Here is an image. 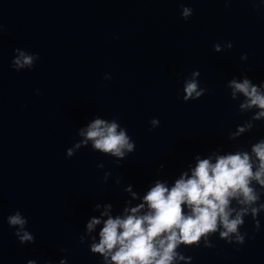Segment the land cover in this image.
Instances as JSON below:
<instances>
[{
    "label": "water",
    "instance_id": "1",
    "mask_svg": "<svg viewBox=\"0 0 264 264\" xmlns=\"http://www.w3.org/2000/svg\"><path fill=\"white\" fill-rule=\"evenodd\" d=\"M254 2L0 0V264L62 256L69 264H98L79 239L94 203L111 201L119 210L128 183L142 191L157 175H177L196 152L264 135L262 123L228 139L251 113L239 112L227 80L240 73L264 80V8ZM181 3L194 9L187 21ZM227 40L232 48L214 50ZM15 47L40 54L33 69L10 67ZM197 68L209 91L196 100L178 98L183 78ZM95 114L115 116L136 141L120 164L90 146L66 158L77 129ZM153 116L160 124L149 131ZM17 208L34 242L21 244L6 222ZM260 219L264 225V212ZM245 220L252 233L251 217ZM212 239L213 248L185 249L192 264H264V227L240 246Z\"/></svg>",
    "mask_w": 264,
    "mask_h": 264
},
{
    "label": "clouds",
    "instance_id": "2",
    "mask_svg": "<svg viewBox=\"0 0 264 264\" xmlns=\"http://www.w3.org/2000/svg\"><path fill=\"white\" fill-rule=\"evenodd\" d=\"M229 0H225V6ZM180 15L188 20L194 9L187 4L179 5ZM256 9L264 8V0L253 3ZM5 26L0 24V30ZM233 47L231 40L217 41L213 48L222 51ZM241 60H247L243 53ZM40 59L38 52L15 47L10 67L16 71L31 70ZM200 70L193 69L183 78L181 98L196 100L209 89L201 85ZM111 73H104L110 80ZM225 87L231 99L238 102L240 113H251L242 123L228 133L229 140H236L253 128L264 123V80L254 81L246 73L232 75ZM40 94V90H35ZM160 124L159 117L149 120V131ZM77 139L66 148L70 158L81 147L90 146L93 151L114 158L115 164L135 151L136 141L127 126L113 116L107 118L93 115L77 129ZM103 169L104 162L97 163ZM161 163L157 172L164 169ZM111 170H106L103 180L107 182ZM115 183H121L117 176ZM128 194L119 210L111 201H97L92 213L84 223L79 239L87 243L89 250L97 255L98 264H192L194 257L185 253L191 247L213 248L212 239L217 236L234 246L252 239L264 225L260 214L264 212V135L248 144H237L225 149L217 145L207 152H196L177 175L167 178L157 175L147 186L138 191L132 183L124 186ZM250 216L253 231L244 228L245 218ZM6 222L14 230L21 244L35 241L29 230L28 217L19 209L6 216ZM67 251V249H64ZM26 264H41L30 258ZM43 264H69L62 256Z\"/></svg>",
    "mask_w": 264,
    "mask_h": 264
}]
</instances>
